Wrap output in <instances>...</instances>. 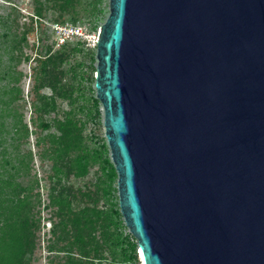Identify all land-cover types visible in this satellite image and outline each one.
Listing matches in <instances>:
<instances>
[{
  "label": "water",
  "instance_id": "1",
  "mask_svg": "<svg viewBox=\"0 0 264 264\" xmlns=\"http://www.w3.org/2000/svg\"><path fill=\"white\" fill-rule=\"evenodd\" d=\"M96 57L144 264H264V0H110Z\"/></svg>",
  "mask_w": 264,
  "mask_h": 264
},
{
  "label": "rangeland",
  "instance_id": "2",
  "mask_svg": "<svg viewBox=\"0 0 264 264\" xmlns=\"http://www.w3.org/2000/svg\"><path fill=\"white\" fill-rule=\"evenodd\" d=\"M61 3L63 0H0V164L3 157H6L13 164L19 165L18 154L21 157L28 154L29 167L22 168L15 174L21 188L32 185L30 195L33 199L34 216L39 223L36 231V247L34 253L28 256V264H70L69 259L80 257L76 248L67 252L65 246L68 245L69 239L57 241L53 231L60 218L56 214L58 207L52 203L50 196L57 177L53 169V160L49 157L51 155L49 133L56 132V128L53 126L45 128L41 123L50 122L54 117L63 118L65 111L76 108L75 117L81 123L86 147L99 148L102 140L107 141L101 102L99 123L92 120L88 109H79L80 106L77 104L72 105L61 98L57 100L59 114L36 111V105L41 106L43 103L41 95L52 94V90L48 87L39 90L35 88L36 84H39L40 59L49 53L65 52L68 59L62 63V68L68 72L74 64L89 61L87 51L92 50L97 53L96 48L88 47L86 44L84 51L74 49L79 38L74 37L64 42L61 41L62 38L56 31V25L81 24L89 33L100 36L101 25L110 12V0H77L75 6L66 7L67 10L61 9ZM39 9H41L40 13L37 12ZM23 35L26 40L20 42ZM16 41L17 45L14 48ZM95 65L97 66V57ZM70 75L67 73V77ZM12 87H16L13 91L16 99L7 106L4 101L12 98L10 97ZM81 103L83 104V100ZM19 115L23 116L30 133L27 137L24 135L21 138L22 142L19 143L20 140L19 147H17L14 123ZM30 154L32 158L29 157ZM8 168L14 171L9 165ZM103 177L105 178L100 162L91 161L86 175L72 174L68 178L67 183L73 187L76 209L92 205V202H96L98 208L108 209L105 204L107 193L103 189L105 186ZM116 187L117 190L110 194L116 195L117 199H113L118 201L117 182ZM21 193L25 192L21 191ZM124 232H130L128 226ZM98 236L101 237L99 238L101 241L107 240L100 236V233ZM100 257L102 258L83 259V261H88V264H144L139 252L138 241L136 259L128 258L121 247H117L112 242L106 244ZM78 261L85 264L81 260Z\"/></svg>",
  "mask_w": 264,
  "mask_h": 264
},
{
  "label": "trees",
  "instance_id": "3",
  "mask_svg": "<svg viewBox=\"0 0 264 264\" xmlns=\"http://www.w3.org/2000/svg\"><path fill=\"white\" fill-rule=\"evenodd\" d=\"M76 1L63 0L60 7L67 10L68 7H74ZM100 11L102 12L101 9ZM37 12L40 13L41 9ZM22 38L20 42L26 40L24 35ZM85 44L80 39L74 49L84 51ZM16 45L17 41L14 42L13 47L15 48ZM86 54L89 61H80L74 64L68 72L62 68V63L68 59L65 52L61 54L49 53L40 59L39 84H36L35 88L39 90L48 87L52 90V94L41 95L43 103L41 106L36 105L37 112L59 114L57 100L61 98L72 105L77 104L80 106L79 109H88L92 120L97 123L100 122V100L96 96L94 86L97 70L95 65L96 53L90 50ZM67 73L71 75L67 77ZM15 90L16 87H12L10 90V97L12 98L4 101L7 106L16 99L13 95ZM17 90L19 89L17 88ZM75 93L77 95H74ZM82 100L83 104L81 103ZM75 110L76 108H72L65 111L63 118L54 117L50 122L41 123L45 128L52 126L56 128V132L49 133L51 141V155L49 157L53 160V169L55 170V177H57L50 196L52 203L58 207L56 214L60 218L55 229H53L56 239L57 241L69 239L68 245L65 246L67 252L74 248L78 250L80 257L69 259L70 264H81L78 260L88 264L89 262L83 261V259L102 258L100 256L109 242L121 247L123 253L131 260L136 259V237L130 232H124L127 226L124 223L119 200H114L113 198L117 199V196L110 194L117 190L118 173L112 162L108 143L106 140H102L99 148L86 147L87 145L83 141L81 123L75 117ZM14 127L15 134H17L15 140L17 147H19V143L22 142L21 138L24 135L27 137L30 129L24 122L22 115L17 117ZM27 155L21 157L18 154L19 165L13 164L6 157H3L0 164V264H28V256L34 253L36 247V231L39 223L34 216L33 199L30 195L32 185L21 188V184L17 182L15 176L18 170L29 167ZM29 157L32 158V155L30 154ZM91 161L100 162L104 172L105 178L102 179L105 186L103 189L107 193L105 204L108 209L98 208L96 202L80 209H76L74 206L73 198L75 195L73 187L67 183L68 178L72 174L76 176L86 175ZM8 165L13 168V172L9 170ZM21 191L25 193L22 194ZM99 233L107 240L101 241L99 239L101 237L98 236Z\"/></svg>",
  "mask_w": 264,
  "mask_h": 264
},
{
  "label": "built area",
  "instance_id": "4",
  "mask_svg": "<svg viewBox=\"0 0 264 264\" xmlns=\"http://www.w3.org/2000/svg\"><path fill=\"white\" fill-rule=\"evenodd\" d=\"M56 31L59 34V37L62 38L61 41H66L70 38H79L82 39L86 46L96 48L99 40V36L95 33H89L81 24L79 25H56Z\"/></svg>",
  "mask_w": 264,
  "mask_h": 264
},
{
  "label": "bare ground",
  "instance_id": "5",
  "mask_svg": "<svg viewBox=\"0 0 264 264\" xmlns=\"http://www.w3.org/2000/svg\"><path fill=\"white\" fill-rule=\"evenodd\" d=\"M140 253H141V251H140ZM141 257H142V260H143V255H142V253H141ZM143 263H144V261H143Z\"/></svg>",
  "mask_w": 264,
  "mask_h": 264
}]
</instances>
